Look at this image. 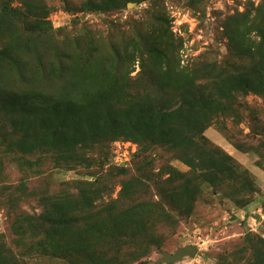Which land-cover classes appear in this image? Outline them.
Returning a JSON list of instances; mask_svg holds the SVG:
<instances>
[{
    "label": "rangeland",
    "instance_id": "obj_1",
    "mask_svg": "<svg viewBox=\"0 0 264 264\" xmlns=\"http://www.w3.org/2000/svg\"><path fill=\"white\" fill-rule=\"evenodd\" d=\"M8 1L30 19L49 21L52 29L38 35L33 44L12 50L25 80L17 79L19 72L7 58L0 62L2 92H11L14 82L22 86L26 82L42 81L44 69L53 73L52 78L43 80L45 85L54 91L62 90L68 80L76 81L75 64L91 45L100 46V51H104L103 45L108 51L112 45L122 48L124 42H133L137 35L153 27L155 14L168 21L179 41L182 66L220 61L227 54L223 22L235 12L243 11L247 3V0L199 3L126 0V6L120 9L102 11L98 6L101 0H0V4ZM25 27L0 13V48L15 44L18 35L12 32H21ZM131 60L124 62L121 75L124 78L136 77L141 71L139 61ZM128 62L130 66H126ZM61 65L65 68L64 82L60 79ZM149 70L150 67L147 74ZM219 84L213 90L209 85L206 91L214 95L218 107L203 134L237 162L239 171L252 183V193L237 192L230 182L221 191L203 185L193 214L169 228L154 214L136 208L147 207L148 200L152 202L158 197L150 180L151 190L147 191L137 187L132 179L134 174L166 179L170 167L189 172L190 167L166 148L145 144V149L136 141L120 136L104 143L105 146L77 152L69 158L76 161L71 162L75 166L69 167L57 166L54 161L59 154L57 148L43 144L30 157L42 158L43 172L38 177L31 175L25 189L20 185L30 174L13 164L12 158L19 153L8 152L0 164V239L5 245L0 252H10L4 255L3 264H166L160 261L164 252L173 253L188 245L198 248L197 255L172 264H250L246 260L250 252H264L254 245L264 246V94L228 92L221 87L224 83ZM225 102L231 109L225 107ZM0 107V124L5 122L6 130L12 124L1 99ZM19 134L22 135L20 131L18 137ZM84 181L94 182L93 186L84 187L87 190L84 196L92 201V208L84 210L79 218L80 229L66 231V236L58 242L60 251H56L50 243L51 235L45 232L48 226L38 217L47 210L41 198L47 199L46 203L54 201L66 192L78 191V184L74 183ZM124 182L131 186L122 195ZM108 205L110 209L105 211L103 207ZM130 208L134 209L127 213ZM30 217L34 219L30 221ZM91 226L100 230L94 231ZM97 236L99 240L93 241ZM85 241L87 251L79 249ZM151 241L154 243L150 244Z\"/></svg>",
    "mask_w": 264,
    "mask_h": 264
},
{
    "label": "trees",
    "instance_id": "obj_2",
    "mask_svg": "<svg viewBox=\"0 0 264 264\" xmlns=\"http://www.w3.org/2000/svg\"><path fill=\"white\" fill-rule=\"evenodd\" d=\"M191 1L199 3L203 0ZM256 1L247 0L243 11L235 12L223 22L227 54L220 61L182 66L179 41L168 21L155 14L153 27L137 35L133 42H124L122 48L112 45L108 51L103 45L104 51H100V46L91 45L85 56L80 55L83 58L75 64L76 81L73 78L68 80L60 91H54L43 82L52 78L53 74L46 69L42 81L26 82L22 86L14 82L11 92L0 90L3 108L7 110L12 124L6 130L5 122L0 124V164L8 152H18L20 155L12 158L13 164L21 170L27 169L26 173L30 174L21 182L20 186L25 189L26 180L31 175L38 177L43 172L42 158L30 159L38 146L43 144L57 148L59 154L54 160L57 166L69 167L75 166L71 162L76 161L69 158L77 152L105 146L104 143L120 136L136 141L145 149V144L166 148L189 166L190 171L182 173L170 167L166 179L158 175L152 178L148 174H134L132 179L137 187L147 191L151 190L148 186L150 180L158 197L152 202L148 200L147 207L136 208L148 215L154 214L161 224L169 228L175 227L179 219H187L193 214L203 185L221 191L230 182L237 187L235 191L252 193V183L239 171L237 162L203 133L218 107L214 95L206 93L209 85L212 90L215 84L224 83L221 87L228 92L241 90L264 94V0ZM98 6L102 11H112L126 6V0H101ZM0 13L26 26L21 32H12L18 35V42L0 48V62L7 58L19 72L15 75L17 79L23 77L25 80L12 50H20L27 43L33 44V40L44 31H50L52 25L44 18L30 19L18 8L12 7L9 1L0 4ZM163 22L166 23L161 25ZM128 58L133 62L139 61L141 71L136 77L121 76ZM2 67L0 63V69ZM61 68L60 79L64 82L65 68L62 65ZM225 107L231 109L227 102ZM19 131L22 135L18 137ZM121 169L125 171L124 167ZM93 183L76 182L78 191L66 192L54 201L46 203L47 199L41 198L47 210L38 217L43 218L48 226L45 232L51 235L50 243L56 251H60L58 242L66 236V231L80 229L79 218L84 210L92 208V201L84 196L87 192L84 187L93 186ZM121 186V194L124 195L131 183L124 182ZM104 207L105 211L110 209L109 205ZM90 228L100 230L96 226ZM98 237L93 241L97 242ZM153 243L151 241L150 244ZM254 245L256 249H264L262 243ZM2 247L5 245L0 239V250ZM85 247L86 241L79 249L87 251ZM6 253L10 252H0V264L5 263L3 258ZM246 260L250 264H264V252H250Z\"/></svg>",
    "mask_w": 264,
    "mask_h": 264
},
{
    "label": "water",
    "instance_id": "obj_3",
    "mask_svg": "<svg viewBox=\"0 0 264 264\" xmlns=\"http://www.w3.org/2000/svg\"><path fill=\"white\" fill-rule=\"evenodd\" d=\"M197 252L198 248L195 245H188L176 249L173 253L164 252L160 261L165 262L166 264H172L182 260L186 256L193 258L197 255Z\"/></svg>",
    "mask_w": 264,
    "mask_h": 264
}]
</instances>
